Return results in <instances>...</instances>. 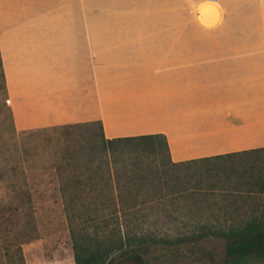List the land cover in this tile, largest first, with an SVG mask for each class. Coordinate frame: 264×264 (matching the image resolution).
I'll list each match as a JSON object with an SVG mask.
<instances>
[{"label":"crops","instance_id":"0c3cea01","mask_svg":"<svg viewBox=\"0 0 264 264\" xmlns=\"http://www.w3.org/2000/svg\"><path fill=\"white\" fill-rule=\"evenodd\" d=\"M0 56L17 131L162 134L173 163L264 148V42L100 26L84 0H0Z\"/></svg>","mask_w":264,"mask_h":264},{"label":"rangeland","instance_id":"374dc122","mask_svg":"<svg viewBox=\"0 0 264 264\" xmlns=\"http://www.w3.org/2000/svg\"><path fill=\"white\" fill-rule=\"evenodd\" d=\"M84 1L85 10L94 6L100 26L179 25L194 29L196 41L264 42V0H212L219 6L220 19L210 29L196 22L186 0ZM1 98L0 239L7 236L20 245L25 264H60L73 258V252L56 166L68 151L84 163L98 126L21 136L23 131L13 128L8 104ZM136 157L141 158L143 170L126 172V165ZM254 158L232 156L177 168L166 161L164 151L155 160L123 147L95 159L99 176L94 188L122 194L116 200L118 206L151 210L146 225L157 224L163 230L183 223H231L251 213L264 215V193L244 184L251 175H264V163H254ZM131 174L141 177L140 181L129 183ZM168 214L172 219L166 218ZM5 229L7 235H3ZM224 249V242L217 239L176 249L155 248L143 264H219ZM114 264L131 263L118 257Z\"/></svg>","mask_w":264,"mask_h":264},{"label":"trees","instance_id":"16d2710c","mask_svg":"<svg viewBox=\"0 0 264 264\" xmlns=\"http://www.w3.org/2000/svg\"><path fill=\"white\" fill-rule=\"evenodd\" d=\"M7 103L5 78L0 56V97ZM12 126L13 117L10 108ZM98 126V133L90 139L89 158L81 163L75 154L67 152L56 166L59 180V195L62 202L74 264H114L118 257L125 258L131 264H143L150 249H176L183 245L197 244L205 239H217L224 242V255L219 264H264V215L249 214L244 219L231 223H183L181 226L163 230L157 224L146 225L150 211L138 209L135 205L116 204L122 194L94 188L99 172L93 166L98 156L114 154L123 147H129L156 160L164 151L166 161L173 167L198 166L212 160L232 156L255 157L254 163H264V148L239 153L219 155L180 163L170 159L167 141L164 135H144L136 137L106 139L100 122L65 125L48 129L23 131L21 136L34 135L36 132L50 130H71ZM128 173L143 170L142 160L136 157L126 165ZM129 175L128 182L140 181L139 176ZM102 178V177H100ZM135 184V182H134ZM244 184L264 193V175H251ZM167 219H172L168 214ZM178 220L177 217L173 218ZM7 235L6 229L3 235ZM0 258L3 264H25L22 248L14 245L7 236L0 239Z\"/></svg>","mask_w":264,"mask_h":264},{"label":"clouds","instance_id":"9594fccd","mask_svg":"<svg viewBox=\"0 0 264 264\" xmlns=\"http://www.w3.org/2000/svg\"><path fill=\"white\" fill-rule=\"evenodd\" d=\"M186 2L194 19L201 26L210 29L219 22V6L212 2V0H199V2L197 0H186ZM60 264H74V259L68 257L66 260L60 262Z\"/></svg>","mask_w":264,"mask_h":264}]
</instances>
